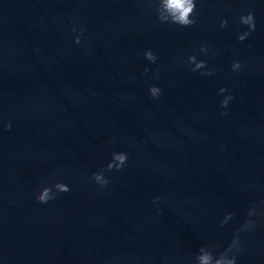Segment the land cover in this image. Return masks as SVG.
Listing matches in <instances>:
<instances>
[{
  "label": "water",
  "instance_id": "obj_1",
  "mask_svg": "<svg viewBox=\"0 0 264 264\" xmlns=\"http://www.w3.org/2000/svg\"><path fill=\"white\" fill-rule=\"evenodd\" d=\"M195 2L181 28L152 0H0V264H195L234 236L236 264H264V0Z\"/></svg>",
  "mask_w": 264,
  "mask_h": 264
},
{
  "label": "clouds",
  "instance_id": "obj_2",
  "mask_svg": "<svg viewBox=\"0 0 264 264\" xmlns=\"http://www.w3.org/2000/svg\"><path fill=\"white\" fill-rule=\"evenodd\" d=\"M152 3L155 7L156 11V19L160 24H172L177 25L181 28L192 27L197 23V19L195 17L196 12V2L195 0H152ZM239 23L243 26L247 27V31L240 33L237 35V40L239 42H243L251 32L255 31V17L252 12H248L246 15H241L239 17ZM228 25L227 19H222L220 21V28H225ZM74 33L77 32L76 27L72 28ZM85 31L84 28L79 29V33L76 35L74 43L79 44L81 41V37L83 32ZM199 52L207 55L208 54V47L205 45H201L199 47ZM144 58L150 62L155 63L158 59L157 55H155L151 49L145 50ZM215 55V53H213ZM187 63L193 65L189 69V71L196 73L199 72L201 76H212L214 75L215 70H206L207 64L203 60L197 59V56L190 55L187 58ZM241 68V65L238 62H233L231 64V69L234 72H238ZM145 73L149 71L148 68L144 69ZM159 70H157L158 75ZM227 89L221 88L219 89V93L222 94L226 92ZM149 96L152 99H158L162 94V90L158 87L152 86L148 90ZM233 97L231 95L225 96L221 102L220 107L222 109L227 108L229 101L232 100ZM226 112H221V115H226ZM11 123H5L3 128L5 131L11 130ZM127 154L126 153H113L111 162L107 164L105 169H102L100 172L92 173L90 180L98 185L100 188H104L108 183V179L105 178L104 172L108 171L111 172L113 170L120 171L123 166H125L127 161ZM70 189L63 183H54L51 186H45L39 191V195L36 197V201L40 204H47L49 201L55 200L60 193H67ZM255 210L253 206V210L249 211V216L255 215ZM231 214H228L224 217L223 221H221V227L231 219ZM250 225V221H246L245 225L242 229L238 231H243L244 229L248 228ZM240 245V241L238 236H234L231 243L228 247L221 252L218 256L213 254L211 247H201L198 250V254L195 256V264H236V256L234 254L230 255V253H234V250H238Z\"/></svg>",
  "mask_w": 264,
  "mask_h": 264
}]
</instances>
